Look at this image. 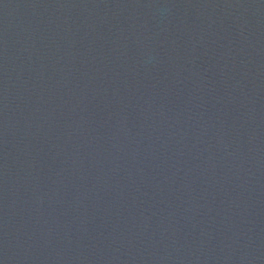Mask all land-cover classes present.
<instances>
[{"label":"water","instance_id":"95a60500","mask_svg":"<svg viewBox=\"0 0 264 264\" xmlns=\"http://www.w3.org/2000/svg\"><path fill=\"white\" fill-rule=\"evenodd\" d=\"M0 264H264V0H0Z\"/></svg>","mask_w":264,"mask_h":264}]
</instances>
